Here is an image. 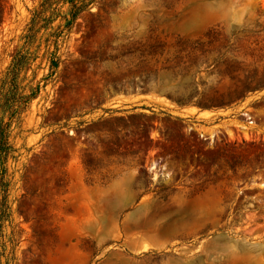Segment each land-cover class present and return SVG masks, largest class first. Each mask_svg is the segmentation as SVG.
Returning <instances> with one entry per match:
<instances>
[{
	"label": "rangeland",
	"instance_id": "obj_1",
	"mask_svg": "<svg viewBox=\"0 0 264 264\" xmlns=\"http://www.w3.org/2000/svg\"><path fill=\"white\" fill-rule=\"evenodd\" d=\"M0 140V264H264V0H0Z\"/></svg>",
	"mask_w": 264,
	"mask_h": 264
},
{
	"label": "trees",
	"instance_id": "obj_2",
	"mask_svg": "<svg viewBox=\"0 0 264 264\" xmlns=\"http://www.w3.org/2000/svg\"><path fill=\"white\" fill-rule=\"evenodd\" d=\"M2 144V141L0 140V145ZM0 151L2 152L3 151V149L2 148H0ZM2 172H3V170H1L0 171V176H2ZM0 183H1V178H0Z\"/></svg>",
	"mask_w": 264,
	"mask_h": 264
},
{
	"label": "bare ground",
	"instance_id": "obj_3",
	"mask_svg": "<svg viewBox=\"0 0 264 264\" xmlns=\"http://www.w3.org/2000/svg\"><path fill=\"white\" fill-rule=\"evenodd\" d=\"M153 168V167H152Z\"/></svg>",
	"mask_w": 264,
	"mask_h": 264
}]
</instances>
